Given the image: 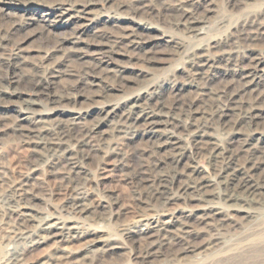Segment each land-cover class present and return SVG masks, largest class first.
Here are the masks:
<instances>
[{
	"label": "rangeland",
	"instance_id": "1",
	"mask_svg": "<svg viewBox=\"0 0 264 264\" xmlns=\"http://www.w3.org/2000/svg\"><path fill=\"white\" fill-rule=\"evenodd\" d=\"M74 1L0 0V80L8 64L25 78L33 72L41 74L48 66L61 72L49 88L51 98L38 94L24 80L4 79L0 84V208L6 205L9 190L23 182L35 194L33 204L38 212L63 214L71 193L63 185L65 169L39 140L53 138L60 125L75 132L94 128L90 135H80L68 144L77 163L74 176L81 180L91 213L78 214V236L59 243H37L26 258L36 264L49 254L65 257L60 264H264V200L239 204L251 210L250 216L241 212L229 225L199 228L188 249H183L184 243L160 248L151 256L145 254L147 243L139 233L141 215L159 210L145 198L146 180L171 169L173 152L162 144L167 137L187 147L180 168L193 163L201 175L218 181L206 157H191L192 135L177 125L182 119L178 115H185L184 108L190 103L192 114L198 116L229 106L222 96L228 81L251 71L255 59L264 61V0H194L197 19L192 29L178 19V0ZM84 8L88 12L84 17H74ZM253 32L259 33V40L250 42L247 37ZM124 33L132 35L107 54L112 59L106 57L100 63L98 42L107 40L105 46L111 47ZM98 62L101 67L89 81H76L84 67ZM199 67L204 69L202 74L197 73ZM263 84H236L237 99L232 106L255 104L264 111ZM58 95L63 97L56 103L52 98ZM148 98L159 114L156 131L148 132L141 122L126 128L125 113L136 100L139 105ZM237 110L229 111L236 115ZM22 115L29 117L25 125L36 120L37 127L46 128L45 136L41 135L44 139L36 137V147L16 129ZM223 128L210 131L220 145L228 144L232 136ZM259 129L255 137L264 138V120ZM246 133L245 125L234 135L242 138ZM214 201L231 205L221 198ZM192 208L193 203L182 198L168 202L169 214L164 219ZM13 226L0 221V259L13 245ZM103 243L108 245L102 250Z\"/></svg>",
	"mask_w": 264,
	"mask_h": 264
},
{
	"label": "bare ground",
	"instance_id": "2",
	"mask_svg": "<svg viewBox=\"0 0 264 264\" xmlns=\"http://www.w3.org/2000/svg\"><path fill=\"white\" fill-rule=\"evenodd\" d=\"M177 5V10L180 11V18H178L179 21L188 29L195 27L196 25L194 26V22L197 19V6L195 1L178 0ZM78 13L79 14L74 17H84L88 12H86L84 8L79 9ZM62 14H64V12H62ZM11 31H13V29ZM131 35L128 33L122 34L119 38L115 39L112 42L111 47L108 48L105 46L108 43L104 44L107 40L105 42H103L104 40H100L97 45V54L101 55L99 58L101 59L100 63L105 61L104 59L106 57H110L109 59H112V55L107 56V54L111 53L112 50L120 44L121 40L131 37ZM259 36V33L253 32L249 34L247 40L255 42L259 40ZM127 44L128 43H126V46ZM2 49L3 45L0 41V52ZM100 63L98 62L92 65V67H84L81 75H79L77 79L75 78L76 81H89V76L96 73L98 68L100 69ZM250 66L252 69L251 71L241 72L240 74L238 73L237 76L234 75L236 76V79L234 78L228 81V84L225 85L224 90L222 91V96L225 101H229V106L222 105L219 106L217 111L213 114L202 112V114L198 116L192 114L191 107L193 105L190 103L184 108L185 111L183 112L186 113L185 115L177 114L179 118H182L177 125L180 126L183 131L190 132L192 135L190 143L194 149V154H192L191 157H206L208 162L213 166V172L218 177V181H216V179L206 177L205 175H201L200 170L193 163L187 164V168L185 166V168H180L184 157L188 154L187 147L179 146L177 141L173 138L167 137L162 144L168 145L173 152L169 161L171 169L169 172L161 176L157 175L159 176L157 178L146 180L147 184L145 185V198L147 199L148 204L153 207H158L159 209L154 215L143 213L141 215V219L139 220V222L143 223V227L140 229L139 233L147 243L145 254L151 255L160 248H171L180 246L184 243L183 249H188L191 245L190 240L196 237L195 235L198 233L199 228L205 229L216 225H229L231 222H234L235 216L241 212H245L246 216H250L251 210L245 209L242 205L243 202L252 203L264 200V138L262 135L257 138L255 137L256 133H258L256 131L260 130V123L264 120V111L258 110L255 104H249L246 107L232 106V103H235L237 99L235 98L238 91L236 84L248 86V84L250 85L251 83H255L256 86H259L264 83V61L262 59H255ZM6 67L8 72L5 77L2 75L4 77L2 78L3 80H24L27 84L29 83V88L36 90L38 94H48L49 98H51V92L49 91L51 84L54 83L58 77H61V72L53 66H48L41 72V74H39V72H31L32 75H30L29 78H25L23 75L18 74L14 69V71H12L10 64L6 65ZM203 71L204 69L202 67L197 68L198 74H202ZM3 80H0V84ZM250 91H248V93ZM256 91L257 90H255V92ZM257 94L258 91L254 97L255 100L258 99V97H256ZM62 97V95L54 96L52 100L57 103V101L62 100ZM137 102H139V100L135 101V104L128 112H124L126 115L123 125H126V128L129 127L131 129L134 126L138 127L137 124L141 122V125H143L148 132L156 131L154 129L160 121L158 118L159 114L154 108L155 106H152L153 104L151 105V103H149V98L142 104L138 105ZM172 106H174V104ZM230 109L239 110H237V112L235 111V115L232 114L234 111H229ZM231 115H235L236 118H234L235 116L228 118L231 117ZM98 117L100 118V116ZM20 118H22V122L16 125L17 131L24 140L32 141L36 147V137L44 139L41 135L44 133L46 128L37 127L35 122L36 120H33L35 124L33 121H30V124L25 125L23 121L27 120L29 117L22 115ZM245 125L248 127V133H246L242 138L235 136L234 133H236L241 126ZM216 126H223V129L231 131L230 134H232V136L230 137L228 144L220 145L217 140L210 136L211 129ZM93 129H91V131L90 129L86 131L81 129L79 131L77 130L78 132H75L74 129L72 130L69 126L60 125L55 127L53 138H49L44 142L39 140L41 142L38 144L42 143L47 148V151L53 157H56L57 161L65 169L63 185L67 186L70 190V197L63 208V214L61 212H59V214H42L36 210L35 205L33 204V199L36 196L26 187V184L21 182L13 186L7 194L6 205L0 208V221L4 219L7 223H13L14 228L11 230V233L13 234L12 238L14 241L12 243L13 245L7 249L8 251L6 254L0 259V264H36V262L30 261L26 258V252L29 249L34 248L37 243H43L48 240L59 243L79 235L81 231V223L77 219L78 214L81 215L83 213L90 212L92 209L91 206L86 204L84 200L86 196L80 185L81 180L74 176L77 173V163L72 158L68 144L80 135H90ZM43 135L45 136V134ZM150 138H152V136H150ZM215 184L222 189V193L219 191L218 186L215 187ZM180 198L193 203V208L187 213L172 215V217L168 220L164 219V217L169 214V212L165 209L167 203ZM217 198L224 199L226 202H231V205L225 207L226 204L223 206L214 204V199ZM240 203L242 204L239 205ZM144 208L146 210V207ZM107 245V243H103L101 245V249H105ZM60 249L58 248V250ZM63 251H65V249H63ZM63 258L65 257H54L49 254L40 262V264H60L59 262H62Z\"/></svg>",
	"mask_w": 264,
	"mask_h": 264
}]
</instances>
